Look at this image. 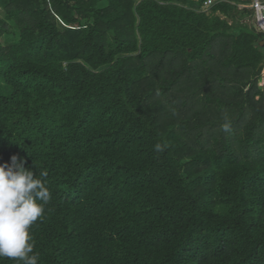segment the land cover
Listing matches in <instances>:
<instances>
[{
    "label": "trees",
    "instance_id": "trees-1",
    "mask_svg": "<svg viewBox=\"0 0 264 264\" xmlns=\"http://www.w3.org/2000/svg\"><path fill=\"white\" fill-rule=\"evenodd\" d=\"M248 3L0 0V164L47 172L39 264H264Z\"/></svg>",
    "mask_w": 264,
    "mask_h": 264
},
{
    "label": "clouds",
    "instance_id": "clouds-1",
    "mask_svg": "<svg viewBox=\"0 0 264 264\" xmlns=\"http://www.w3.org/2000/svg\"><path fill=\"white\" fill-rule=\"evenodd\" d=\"M230 128V118L225 116L221 129L228 132ZM165 148L159 143L154 146L156 152ZM26 163L24 158L12 155L10 163L0 164V258L39 264L31 228L42 221L52 194L46 183L47 172L37 175Z\"/></svg>",
    "mask_w": 264,
    "mask_h": 264
},
{
    "label": "built area",
    "instance_id": "built-area-1",
    "mask_svg": "<svg viewBox=\"0 0 264 264\" xmlns=\"http://www.w3.org/2000/svg\"><path fill=\"white\" fill-rule=\"evenodd\" d=\"M238 1H248V4H238L239 8L250 9L253 12V17L255 21V29L258 33L264 35V0H238ZM218 0H204V7H213ZM264 81V73L261 74V80L259 85L264 87L261 83Z\"/></svg>",
    "mask_w": 264,
    "mask_h": 264
},
{
    "label": "rangeland",
    "instance_id": "rangeland-1",
    "mask_svg": "<svg viewBox=\"0 0 264 264\" xmlns=\"http://www.w3.org/2000/svg\"><path fill=\"white\" fill-rule=\"evenodd\" d=\"M236 8L237 10L232 13V19H228V20L231 23H233V25H235L236 27H246L255 30V21L253 17V12L250 9L239 8L238 6H236ZM209 9L210 8H206V7L203 8L204 11H209ZM245 10L246 12L244 13ZM0 15H2L1 12ZM58 24L61 29L65 27V25L61 21H59ZM237 32H239L238 28L236 29V33ZM263 73H264V69L261 74ZM261 84L264 85V81Z\"/></svg>",
    "mask_w": 264,
    "mask_h": 264
},
{
    "label": "water",
    "instance_id": "water-1",
    "mask_svg": "<svg viewBox=\"0 0 264 264\" xmlns=\"http://www.w3.org/2000/svg\"><path fill=\"white\" fill-rule=\"evenodd\" d=\"M261 45H262V47H264V41H263V43H261Z\"/></svg>",
    "mask_w": 264,
    "mask_h": 264
},
{
    "label": "crops",
    "instance_id": "crops-1",
    "mask_svg": "<svg viewBox=\"0 0 264 264\" xmlns=\"http://www.w3.org/2000/svg\"><path fill=\"white\" fill-rule=\"evenodd\" d=\"M256 30V29H255ZM264 41V40H263ZM263 43V42H262Z\"/></svg>",
    "mask_w": 264,
    "mask_h": 264
}]
</instances>
